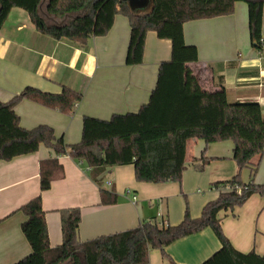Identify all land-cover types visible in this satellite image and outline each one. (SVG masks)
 <instances>
[{
    "label": "crops",
    "instance_id": "0c3cea01",
    "mask_svg": "<svg viewBox=\"0 0 264 264\" xmlns=\"http://www.w3.org/2000/svg\"><path fill=\"white\" fill-rule=\"evenodd\" d=\"M130 34L128 18L117 15L106 36L92 38L86 45L56 40L38 31L26 11L12 9L0 29V102H9L26 88L49 94H61L64 88L81 93L82 101L71 115L31 101L15 108L23 128L46 125L67 145L80 143L84 117L109 120L114 115L137 113L146 105L156 87L161 63L171 58V41L148 32L143 64L126 65ZM184 38L187 45L198 50V62L188 67L202 89L214 92L224 88L231 103H257L264 118V49L258 51L251 45L247 4L237 3L229 16L186 23ZM233 150L232 141L207 145L204 140L190 139L182 181L163 184L136 181L133 165L107 168L98 184L84 163L63 156L59 162L64 177L45 192L40 186V163L55 157L51 149L41 146L34 154L0 161V264H15L30 255V245L21 230L26 217L19 210L38 196L42 198L52 248L63 241V210H80L81 243L150 221L165 220L170 226H178L187 208L197 219L219 196L213 185L239 174ZM203 155L210 162L200 172L196 167L202 164ZM249 175L244 171L242 180L248 182ZM254 183L264 185V157ZM102 190L116 195L117 202L103 203ZM221 226L237 251L264 256L262 196L253 195L243 207L222 214ZM220 248L221 243L208 228L175 242L165 253L176 264H202ZM149 264H165L163 253L152 251Z\"/></svg>",
    "mask_w": 264,
    "mask_h": 264
},
{
    "label": "trees",
    "instance_id": "16d2710c",
    "mask_svg": "<svg viewBox=\"0 0 264 264\" xmlns=\"http://www.w3.org/2000/svg\"><path fill=\"white\" fill-rule=\"evenodd\" d=\"M239 2L248 7L251 45L261 51L264 0H150V5L140 10H133L126 0H0V29L11 10L20 8L29 14L38 31L81 45L106 36L117 15L127 17L131 28L128 66L143 64L148 32L172 44L171 58L161 63L149 102L137 113L114 115L109 120L84 117L82 140L76 145H67L46 125L23 128L15 108L23 101H31L71 115L82 101L81 93L64 88L61 94H49L26 88L9 102H0V161L34 154L41 146L55 153L54 158L40 163L41 191H48L54 181L64 177L59 162L63 156L84 163L98 184L107 168L128 165L134 166L138 182L180 183L190 139L204 140L207 145L232 141L233 159L240 169L232 179L213 185L219 196L203 208L199 218H192L187 208L182 223L174 227L168 222L165 225V220L150 221L126 232L81 243L80 210H63V241L56 248L50 246L42 198L38 196L19 210L26 217L21 230L31 253L15 264H149L154 250L163 253L165 264H176L165 249L208 228L221 248L202 264H264V256L254 251H237L221 226L222 214L243 207L253 195L264 198V185L254 183L264 157L263 110L253 102L231 103L224 88L203 90L188 67L198 62V50L187 45L184 38L186 23L232 15ZM200 161L196 169L201 172L210 159L203 155ZM246 170L250 173L248 182L242 180ZM101 197L106 204L117 202L116 195L105 190Z\"/></svg>",
    "mask_w": 264,
    "mask_h": 264
},
{
    "label": "water",
    "instance_id": "95a60500",
    "mask_svg": "<svg viewBox=\"0 0 264 264\" xmlns=\"http://www.w3.org/2000/svg\"><path fill=\"white\" fill-rule=\"evenodd\" d=\"M129 2L133 10L145 9L150 5V0H126ZM50 21L55 22L54 19L48 18Z\"/></svg>",
    "mask_w": 264,
    "mask_h": 264
},
{
    "label": "built area",
    "instance_id": "2783aa9c",
    "mask_svg": "<svg viewBox=\"0 0 264 264\" xmlns=\"http://www.w3.org/2000/svg\"><path fill=\"white\" fill-rule=\"evenodd\" d=\"M76 107H77V106H76ZM76 107H75V108H76ZM74 110H75V109H74ZM88 171H90V168H88ZM105 183H106L108 186H111V185H112V182H110V181H106ZM128 193H130V192H128ZM133 200H134V203H135V201H136V197H134ZM164 224L167 225V221H165Z\"/></svg>",
    "mask_w": 264,
    "mask_h": 264
}]
</instances>
